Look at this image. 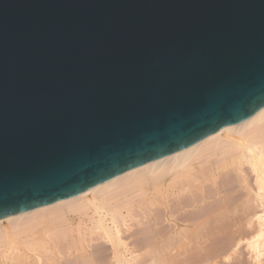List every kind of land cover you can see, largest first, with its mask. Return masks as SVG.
<instances>
[{
  "label": "water",
  "instance_id": "95a60500",
  "mask_svg": "<svg viewBox=\"0 0 264 264\" xmlns=\"http://www.w3.org/2000/svg\"><path fill=\"white\" fill-rule=\"evenodd\" d=\"M264 106V0H0V218Z\"/></svg>",
  "mask_w": 264,
  "mask_h": 264
},
{
  "label": "bare ground",
  "instance_id": "6f19581e",
  "mask_svg": "<svg viewBox=\"0 0 264 264\" xmlns=\"http://www.w3.org/2000/svg\"><path fill=\"white\" fill-rule=\"evenodd\" d=\"M244 253L264 263V106L76 195L0 218V264H245Z\"/></svg>",
  "mask_w": 264,
  "mask_h": 264
},
{
  "label": "rangeland",
  "instance_id": "374dc122",
  "mask_svg": "<svg viewBox=\"0 0 264 264\" xmlns=\"http://www.w3.org/2000/svg\"><path fill=\"white\" fill-rule=\"evenodd\" d=\"M245 252V251H244ZM246 252L248 253V254H250L249 252H248V250L246 249ZM248 254H245L244 253V256H243V259L245 260V264H254V260L252 259V258H250V255H248ZM262 259V263L264 262V256L263 257H261ZM251 260V261H250ZM255 264H256V262H255ZM264 264V263H263Z\"/></svg>",
  "mask_w": 264,
  "mask_h": 264
}]
</instances>
